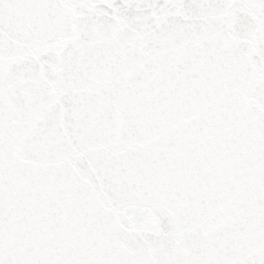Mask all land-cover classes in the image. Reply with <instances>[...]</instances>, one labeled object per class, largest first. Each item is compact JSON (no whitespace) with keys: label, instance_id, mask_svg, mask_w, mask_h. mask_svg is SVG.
<instances>
[{"label":"snow or ice","instance_id":"obj_1","mask_svg":"<svg viewBox=\"0 0 264 264\" xmlns=\"http://www.w3.org/2000/svg\"><path fill=\"white\" fill-rule=\"evenodd\" d=\"M0 264H264V0H0Z\"/></svg>","mask_w":264,"mask_h":264}]
</instances>
